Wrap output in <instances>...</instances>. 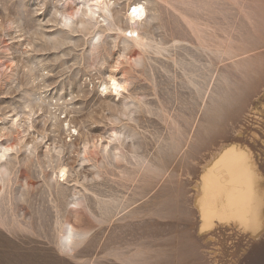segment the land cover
<instances>
[{
  "label": "rangeland",
  "instance_id": "1",
  "mask_svg": "<svg viewBox=\"0 0 264 264\" xmlns=\"http://www.w3.org/2000/svg\"><path fill=\"white\" fill-rule=\"evenodd\" d=\"M128 1L109 0L104 17L100 11L91 15L86 0H0V112H23L25 91L44 99L26 135L37 145L8 157L11 181L2 192L8 191V229L0 228V264H134L137 252L146 264H264V235L251 239L221 227L214 241L198 235L200 218L190 195L201 150L188 165L172 156L179 132L198 108L192 81L203 73L202 64L215 60L201 50V40L220 50L251 49L248 57L260 78L250 99L264 86V0H144L153 36L125 51L110 20L123 16ZM75 10L73 19L62 20ZM83 20L91 21L90 29ZM111 69L129 80L125 98L105 97L100 87ZM112 102H126L128 115H112ZM241 115L204 147L233 139ZM116 126L119 136L104 152L95 147L84 158L78 155L82 137H102L104 146ZM18 130L12 129L14 137ZM60 143L68 148L59 154L47 149ZM159 160L168 162L169 172L149 177V164ZM60 162L68 167L64 179L56 174ZM57 220L88 231L72 256L57 250Z\"/></svg>",
  "mask_w": 264,
  "mask_h": 264
},
{
  "label": "bare ground",
  "instance_id": "2",
  "mask_svg": "<svg viewBox=\"0 0 264 264\" xmlns=\"http://www.w3.org/2000/svg\"><path fill=\"white\" fill-rule=\"evenodd\" d=\"M86 2L89 5L91 15L97 11L102 12V16L104 17L109 15L111 3H109V0H86ZM147 4L148 3L144 0H129L126 4V10L123 16L119 17L116 14L117 16H112V19L110 20V28L117 32L116 36H118L124 43L125 51H129L136 45H139L140 47L145 45L144 39L153 36H151V31L148 29V23H150L148 21L150 18L148 11L150 9ZM156 9L158 10V8ZM117 11L120 12V10ZM77 13L78 10L64 13L62 20L68 22V20L73 19ZM82 22L85 29L91 28V26H89L91 25V21L83 20ZM8 25L11 24L9 23ZM97 28L98 27L95 29ZM88 32L90 31L88 30ZM19 40H22L21 36H19ZM227 47L228 48L225 50H220L218 47L201 40V50L207 54L214 55L215 60H210L207 61V63L202 64L200 68L203 70V73L201 72L202 74L197 80L192 81L193 85L196 87V92L199 98L198 108L188 122V129L179 132V143L174 147L176 154H172L173 157L180 156V161L184 164L185 161L186 163L196 161L197 157L195 156L200 153L201 150L202 161L200 164L199 176L191 184L192 194L190 196L192 198L191 203L197 210L200 218L198 235L203 237L207 236L209 241H214L216 239L213 232L218 227L238 230L243 234L249 235L251 239H259L264 235V161H262L263 155L261 152L264 151V86H261L258 92L256 91V93H254L251 100L250 97H252V93L258 86L260 78L257 75V71L253 70L254 66L248 57V53L249 51L251 52V49L246 47L239 52L232 45ZM8 59L13 63L12 58ZM116 70L117 69H111L107 73V70H105V75L102 76L100 87L103 88L105 97L113 96L119 98L121 95H124L123 92L128 89V78L124 76L119 77ZM186 70L183 71L185 75L189 72ZM113 81H116L117 85H119L118 88L113 87ZM25 95L27 98L24 101L25 109L23 112L16 109H14L13 112H0V228L4 229H8V219L5 217L8 191L6 192V195H2V192L7 189L11 181L8 157L13 152H18L22 149L26 152L31 151L33 146H36L39 141L35 140L32 143L27 142L26 135L32 125L31 121L33 115L37 114L39 110H43L42 103L44 102V99H42V97H34L29 91H25ZM135 104L137 105L138 103ZM121 105L122 106H118L114 102L108 104V108L111 111L110 113L119 119L122 115H128L130 111L129 105L126 102ZM237 115H241L240 118L242 119L234 126V138L221 141L217 146L213 145L210 141L213 147L211 146L212 148H210L207 144L205 148V144L212 139L213 135L215 136V134L219 133L222 134V132L227 130V127L231 126V123L237 118ZM110 119L112 121V118ZM23 121L27 125L25 129H23L21 125V122ZM251 122L253 123L250 124ZM233 124H235V122H233ZM245 125L250 127L248 128ZM15 127L20 128V130L17 131L18 133L16 137L12 134V129ZM120 127L123 128L122 125ZM109 129V139L104 146L102 137H100V140H95L88 136L84 138L82 137L78 155L84 158L85 154L89 153V150H93L95 147H101L104 152L107 145L119 136L117 126ZM170 129L171 136H174L176 130L175 127L171 126ZM13 139H15L16 144L11 142ZM259 145H262V147L260 146V149L258 148L261 150L260 152L257 151ZM67 148L68 146L66 144L60 143L54 147H48L47 149L49 151L54 150L59 154ZM198 149H200L199 152ZM207 150L208 153L207 156H205ZM144 160L142 159L141 162ZM181 165L182 164H180V166ZM168 167V162H164L163 160L151 161L148 166L150 172L149 177L155 179L164 177L165 173L169 172ZM176 172L177 171H175V173ZM67 173V165L60 162L57 166L56 174L59 178L64 179ZM177 175L178 174L173 173V176H176L178 178L177 180L180 182L181 178ZM162 180L163 179H161V181ZM120 204H122V202ZM126 207H128V205ZM98 219H100V217H98ZM56 225H58V227L56 226L57 233L55 241L57 250L62 254L72 256V251H75L77 246L79 247V245L85 240L88 231H81L75 228V226L67 220H57ZM210 253L215 255L220 254L217 250H213ZM76 257L77 253L74 258ZM52 261L55 262L56 260L53 259ZM90 262L93 261L91 260ZM131 262L134 264H146L140 260L138 252L135 254V258Z\"/></svg>",
  "mask_w": 264,
  "mask_h": 264
},
{
  "label": "snow or ice",
  "instance_id": "3",
  "mask_svg": "<svg viewBox=\"0 0 264 264\" xmlns=\"http://www.w3.org/2000/svg\"><path fill=\"white\" fill-rule=\"evenodd\" d=\"M112 84H113V87H116V88L119 87V85H117L116 81H113Z\"/></svg>",
  "mask_w": 264,
  "mask_h": 264
}]
</instances>
